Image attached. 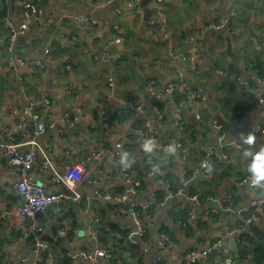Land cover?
Here are the masks:
<instances>
[{
  "label": "crops",
  "instance_id": "1",
  "mask_svg": "<svg viewBox=\"0 0 264 264\" xmlns=\"http://www.w3.org/2000/svg\"><path fill=\"white\" fill-rule=\"evenodd\" d=\"M28 2L41 19L15 40L6 26L0 30V144L35 150L32 179L47 192H69L29 144L35 139L82 198L25 220L15 187L21 172L10 169L0 146V264H91L98 249L113 253L101 264H176L221 239L236 264H258L264 212L248 219L264 186L246 179L248 152L264 148V131L255 130L264 128V0H139L134 8L122 0H0V19L19 25ZM197 43L194 68L189 56ZM179 80L206 99L157 101L149 92L151 84ZM67 113L79 119L69 122ZM38 120L47 125L39 136ZM222 134L241 149L227 147L228 159L216 156L197 173ZM248 134L251 145L241 139ZM148 139L156 145L151 152L143 147ZM125 151L133 161L127 167ZM137 181L142 186L132 192ZM164 234L171 243L161 248ZM195 264H225L222 250Z\"/></svg>",
  "mask_w": 264,
  "mask_h": 264
},
{
  "label": "built area",
  "instance_id": "2",
  "mask_svg": "<svg viewBox=\"0 0 264 264\" xmlns=\"http://www.w3.org/2000/svg\"><path fill=\"white\" fill-rule=\"evenodd\" d=\"M128 7H135L139 0H122ZM118 13L122 15L124 13V8L119 7ZM43 13L42 10L38 7L36 3L28 2L24 6V20L19 24H15L9 19L2 20L0 19V30L2 29L3 25L6 26L10 30V40H15L19 34H25L27 31L33 26V24L36 21H39L42 17ZM48 24H51L53 22V19L51 16L47 17ZM74 22L77 26H79L80 21L79 19H75ZM91 24L95 25L96 21L92 20ZM225 26L224 24H215L212 27L214 28H221ZM10 43V41H8ZM10 47V46H8ZM199 44L197 43L192 50L189 59L193 64V67L196 68V59L197 55L199 54ZM149 92L150 94L155 98L157 101H164L169 98H172L176 94H182L185 95L189 102L192 104H196L199 100L206 99V96L203 92L198 91L196 89H193L190 87V85L184 81L179 80L173 83H169L165 85L162 88H157L153 84L149 86ZM135 108L142 112L143 107L141 104L135 105ZM34 118H37L35 116ZM67 118L69 122L76 121L79 119L78 114L73 113H67ZM20 121H25V118L23 116H20ZM219 128L222 127V125L219 124ZM47 129V125L38 120L36 122V130L35 133L37 136L42 135ZM256 131H264V128L262 126L258 125L255 127ZM8 135L12 138V132H9ZM29 144H33L34 146H37L42 153L44 154L46 158L45 165L50 166L54 170V181L57 183L64 184L68 189L69 192H47L45 188L38 184L36 181H34L31 177V171L35 165L37 153L35 150H31L28 152H24L20 150V144L14 143H7V144H0L2 148H4L7 151V154L9 155V167L13 170H20L21 176L18 182L15 184L16 189L18 192L25 198V202L22 206L18 208V212H20L25 220L34 218L38 212H44L47 210L50 206L53 204L59 203L63 200H73V199H81L82 195L75 189L73 184H71L64 176H62L56 168L51 160L49 159L47 152L42 149L38 142L34 139L33 141L29 142ZM237 141H233L232 143H229L226 141L225 135L222 134L219 138V142L216 146H212L208 150V154L206 159L204 160L201 169L197 171V173L203 172L204 169H207L210 167V163L214 160L216 156H222L226 159L230 157L228 153H226L225 149L229 146H234L237 148L241 147L235 146L237 145ZM186 175V171L183 172V176ZM252 186L256 187V185L252 184L250 176L247 177V179ZM142 186L141 182H133L131 185V191L132 192H138L139 188ZM228 201H231V198H229ZM133 209V207L131 208ZM130 209V210H131ZM132 211V210H131ZM249 211L252 213V218L248 219V222H251L253 219H256L260 216L261 212H264V198L262 199H253L249 208ZM21 227L25 231L27 235L33 233L34 234V240L36 241V244L39 248L42 250L46 249L47 243L42 240L35 232L31 231L29 225L27 222H24ZM171 243L170 237L167 234H164L162 239L160 240V247L165 248ZM214 248H219L222 250L223 253V260L225 264H236L235 259L232 257L230 250L225 246L223 243V240L216 241L213 245L210 247H207L204 250H194L188 254L185 258H177L176 264H195L199 262L201 257L210 255ZM0 249H1V242H0ZM51 257L52 255H48ZM113 256V253H111L108 250L105 249H98L96 251L95 256L92 259L91 264H101L102 258H111Z\"/></svg>",
  "mask_w": 264,
  "mask_h": 264
},
{
  "label": "clouds",
  "instance_id": "3",
  "mask_svg": "<svg viewBox=\"0 0 264 264\" xmlns=\"http://www.w3.org/2000/svg\"><path fill=\"white\" fill-rule=\"evenodd\" d=\"M241 139L243 143L251 145L254 143L255 137L252 134H248L247 136L242 135ZM155 146L154 141L151 139L146 140L143 145L145 150L149 152H151ZM168 151L175 152L176 146L174 144L170 145ZM248 155L251 159L247 163V170L250 174L252 184L264 186V148H260L255 152L249 151ZM120 162L127 167L130 166L133 161L129 158V153L125 151L120 155Z\"/></svg>",
  "mask_w": 264,
  "mask_h": 264
},
{
  "label": "water",
  "instance_id": "4",
  "mask_svg": "<svg viewBox=\"0 0 264 264\" xmlns=\"http://www.w3.org/2000/svg\"><path fill=\"white\" fill-rule=\"evenodd\" d=\"M250 7H251V6H250ZM18 41H19L21 44H23L24 46L27 45V44H26V37H25V36H20L19 39H18ZM184 48L187 50V45L184 44ZM191 84L194 85L192 82H191ZM95 113H96V115H97V113H98L97 110L95 111ZM203 158H204V156H203ZM234 210H235V207H233L232 210H225V211H222V214H224V215H225V214H228V215H229V214L232 213V211H234ZM43 213H44V212H38V213H37V216H39V215H43ZM238 260H239V257H238Z\"/></svg>",
  "mask_w": 264,
  "mask_h": 264
},
{
  "label": "trees",
  "instance_id": "5",
  "mask_svg": "<svg viewBox=\"0 0 264 264\" xmlns=\"http://www.w3.org/2000/svg\"><path fill=\"white\" fill-rule=\"evenodd\" d=\"M78 222H76V223H74L73 224V227H72V229H73V231L74 230H76L77 228H78ZM166 233H168V232H166ZM169 234V233H168ZM241 234V233H240ZM170 235V234H169ZM238 235L239 234H237V237H238ZM260 250V249H259ZM255 259H256V262L258 263V264H261V261L264 259V254L263 253H258L257 254V256H255ZM222 260H223V253H222ZM66 262L67 263H69L70 262V260L69 259H66Z\"/></svg>",
  "mask_w": 264,
  "mask_h": 264
},
{
  "label": "rangeland",
  "instance_id": "6",
  "mask_svg": "<svg viewBox=\"0 0 264 264\" xmlns=\"http://www.w3.org/2000/svg\"><path fill=\"white\" fill-rule=\"evenodd\" d=\"M28 58H29V59H33L34 57H33L32 54H30V55L28 56ZM27 61L29 62L30 60H27Z\"/></svg>",
  "mask_w": 264,
  "mask_h": 264
}]
</instances>
